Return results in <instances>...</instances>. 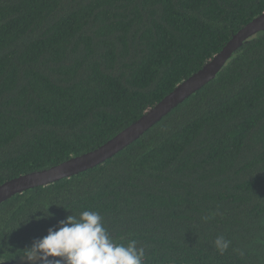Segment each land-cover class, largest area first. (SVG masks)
Here are the masks:
<instances>
[{
  "label": "trees",
  "instance_id": "16d2710c",
  "mask_svg": "<svg viewBox=\"0 0 264 264\" xmlns=\"http://www.w3.org/2000/svg\"><path fill=\"white\" fill-rule=\"evenodd\" d=\"M263 13L264 0H0V185L100 148ZM85 210L146 264H264V32L104 164L6 201L0 264H26L22 250Z\"/></svg>",
  "mask_w": 264,
  "mask_h": 264
},
{
  "label": "water",
  "instance_id": "95a60500",
  "mask_svg": "<svg viewBox=\"0 0 264 264\" xmlns=\"http://www.w3.org/2000/svg\"><path fill=\"white\" fill-rule=\"evenodd\" d=\"M261 32H264V13L236 34L226 47L200 71L180 84L146 115L100 148L82 156L72 158L58 166L23 175L0 185V207L14 196L28 190L48 186L104 164L137 141L186 99L215 79L234 53L243 46L244 42Z\"/></svg>",
  "mask_w": 264,
  "mask_h": 264
},
{
  "label": "clouds",
  "instance_id": "9594fccd",
  "mask_svg": "<svg viewBox=\"0 0 264 264\" xmlns=\"http://www.w3.org/2000/svg\"><path fill=\"white\" fill-rule=\"evenodd\" d=\"M218 214L203 219L207 222ZM230 245L231 241L222 235L214 240L221 255ZM21 252L26 264H146L145 247H138L135 239L126 244L117 242L105 227L101 214L90 210L82 211L78 217L67 216Z\"/></svg>",
  "mask_w": 264,
  "mask_h": 264
}]
</instances>
